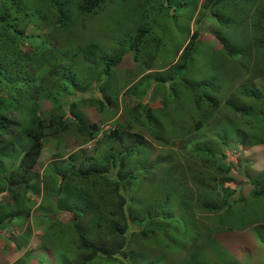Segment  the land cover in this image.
I'll return each instance as SVG.
<instances>
[{
  "label": "trees",
  "instance_id": "trees-1",
  "mask_svg": "<svg viewBox=\"0 0 264 264\" xmlns=\"http://www.w3.org/2000/svg\"><path fill=\"white\" fill-rule=\"evenodd\" d=\"M105 3L0 0V195L7 194L0 200V231L11 218H26L41 196L36 208L43 213H69L67 221L53 220L45 230L61 246L60 264L96 259L99 264H159V257L145 254L147 242L181 255L171 264H238L198 217L214 216L233 230L256 222L247 215L246 198L234 197L232 185L220 183L233 182L225 149L231 133L239 146L264 137V0H202L191 31L184 9L188 15L194 11L193 0L181 8L174 0H140L132 14L135 26L117 39L108 36L111 49L99 46L97 34L85 36L88 16ZM204 17L212 22L217 51L200 43L198 25ZM128 53L148 70L151 62L163 67L177 56L168 69L150 74L151 80L109 88L113 69ZM83 64L85 72H70ZM258 78L259 85L243 83ZM225 84L235 85L255 106L240 109L234 94L222 99ZM85 92L100 95L93 104L99 125L109 129L79 113L84 100L77 93ZM40 101L53 105L43 119ZM155 101L159 106L150 107ZM221 105L249 131L240 133L228 117L214 122ZM184 108L191 119L188 130ZM67 134L77 147L90 144V155L85 148L63 159L56 152L53 158L61 159L35 171L44 145ZM145 138L158 146L171 141L175 150L150 161ZM249 185L253 201L264 203V184ZM259 235L254 233L264 245ZM66 248L75 251L76 260ZM28 259L25 252L10 264H29Z\"/></svg>",
  "mask_w": 264,
  "mask_h": 264
},
{
  "label": "rangeland",
  "instance_id": "rangeland-1",
  "mask_svg": "<svg viewBox=\"0 0 264 264\" xmlns=\"http://www.w3.org/2000/svg\"><path fill=\"white\" fill-rule=\"evenodd\" d=\"M140 0H106L105 5L95 14L88 16L87 28L85 31L86 35L97 34V40L99 45L106 46V48L111 49L114 47L113 41L108 40V36H111L112 39H117L120 34H124V30L126 28H131L135 26V23L138 21L136 16L132 15L134 10ZM159 1V0H158ZM176 1L180 8L182 4L186 1L191 2L192 0H174ZM202 0H193V5L195 3L196 8L194 11L188 15V7L184 9L185 16H190V26L189 30L191 31L193 28L192 22L198 18L196 11L199 4ZM209 18H202L199 28V36L200 43L202 46H207L214 51L219 50V43L212 39L210 36L213 33L211 29L212 22L208 20ZM31 30H27L26 34H31ZM112 32V35L110 33ZM60 43V42H59ZM57 43V44H59ZM26 47V44L24 48ZM122 61L119 63V66L115 68L114 72V80L113 82L117 86H124L131 83L134 80L135 69L131 63L130 54L123 55ZM177 54L174 55V59ZM77 68L80 69L81 72H85V65H80L78 67L71 66L70 72L77 76L79 74ZM158 68L157 62L154 63L152 69ZM152 75L146 76L151 80ZM125 82L124 84H122ZM261 79H255L252 83L248 81V79L243 80V83L248 84H261ZM94 95L97 92H90ZM84 94H88L85 92ZM82 95V94H81ZM77 96H80L77 93ZM82 98H89L90 96H81ZM100 97V95H99ZM146 97L143 99V102H146ZM158 101L152 102L150 107H158ZM39 108L42 110L43 114L48 112L50 105L42 103ZM82 114L86 117L88 122L98 124L102 129H109L108 124H100L99 125V115L96 111L89 106L82 107ZM186 126V125H185ZM187 128V126H186ZM188 129V128H187ZM240 133L246 132V127L241 128ZM65 140L57 141L55 140L56 148H58L57 152H59L63 145L69 143V147L62 154L64 156L67 153L74 152L75 147L70 141V137L68 136ZM231 139L226 142V152L228 153L229 160V172L228 175L231 178V181L234 179V183H230L235 187V195L238 193L241 195H245L247 200V215L249 219L256 218V222L250 224L249 229H241V230H233L225 225H220L217 223L214 216L208 217L207 219L203 217H198L200 221L206 224L210 230L213 232V239L215 242L220 244L231 257H233L238 264H264V245H261L258 242L257 233H261L259 235L264 239V203L263 202H253L250 188L248 186L249 181L256 180L258 183H264V137L258 140H251L248 138L247 143L242 144V146L238 145V137L235 134H232ZM75 139V138H71ZM148 148L150 151L153 149H162V146H158L156 142H151L147 138H145ZM5 149L8 151L6 145H4ZM53 143H47L42 151V155L39 161V164L34 168L35 171H40L44 165L50 161L52 158V154L55 151L53 148ZM88 149V147H86ZM162 153V152H161ZM226 161L221 162L219 167L223 168L225 166ZM261 172L262 175L260 174ZM253 179V180H251ZM224 187L230 186L229 183L222 182ZM234 195V197H235ZM41 197V196H40ZM39 198H34V202L37 204L40 201ZM0 199H6V195L0 196ZM42 211L33 206L29 207V214L26 218L21 217H13L11 218L8 224H3L6 226L4 230L0 231V258H4L7 260V256H11L16 252L15 249L19 248V255L28 252L29 259L27 260L29 264H60L62 259L58 258V253L62 254L61 246L56 243V252L55 256L51 257L50 255V246H53L54 243L50 242H41L38 245V238L35 235H40L39 230L44 228L46 229L49 222L53 220H58L60 222H65V220L69 217L67 213L58 212L55 213L54 210L43 213ZM198 213V212H197ZM65 218V219H64ZM48 222V223H47ZM261 226V227H259ZM259 227V228H258ZM263 227V228H262ZM256 236H254V233ZM14 238L13 242L4 243L3 239ZM36 242H34L33 241ZM11 244V248H7V246ZM263 244V243H262ZM182 247V244L179 245ZM69 250L70 259L76 260L77 255L72 248H66ZM8 250V251H7ZM6 251L8 255H5ZM145 254L149 258L159 257V264H171L172 262H176L180 259L181 255H178L176 252L170 251H159L157 246L151 242H147L145 244ZM3 253V254H2ZM142 256L139 255V260H141ZM15 259V260H16ZM14 260V261H15ZM92 264H99V260L96 259Z\"/></svg>",
  "mask_w": 264,
  "mask_h": 264
},
{
  "label": "clouds",
  "instance_id": "clouds-1",
  "mask_svg": "<svg viewBox=\"0 0 264 264\" xmlns=\"http://www.w3.org/2000/svg\"><path fill=\"white\" fill-rule=\"evenodd\" d=\"M101 48H103V47H105L106 48V46L104 45V46H102V45H99ZM114 48V47H113ZM124 57V56H123ZM123 57H122V59H123ZM131 58V57H130ZM99 59H100V56H99ZM140 59H143L144 60V56L142 55L141 57H140ZM175 59H176V57H175ZM175 59H174V55L171 57V59L168 61V63H166L163 67H160V66H158V68H154V69H152V67L154 66V63L153 62H151V64H150V67H149V70L147 69V68H145L144 67V64L143 63H141V62H135V64L133 63V61L132 60H130L131 61V63H132V65H133V68L135 69V74L133 75V76H135L134 78V80H132L131 81V83H133L134 81H136V80H138L139 78H144V77H146V76H149L150 74H155V73H158V72H163V71H165L166 69H168L171 65H173L174 64V61H175ZM122 61V60H121ZM173 62V63H172ZM135 65H136V67H135ZM117 66H119V64L117 65ZM117 66L115 67V68H117ZM115 68L113 69V74H114V72H115ZM85 71H86V68H85ZM125 82H123L122 84H124ZM130 83V84H131ZM111 85L112 86H117L114 82L112 83V84H110V86H109V88H111ZM109 88H107V89H109ZM230 94H234V100H235V103H236V105L241 109V108H248V107H254L255 106V104H256V102H253L251 99H249V98H246V97H244L243 96V94L241 93V91L239 90V89H237L236 88V86L234 85H229V84H225V86H224V88H223V95H222V99L225 97V96H228V95H230ZM83 95H85V96H90L89 98H83V106L82 107H85V106H89V107H92L95 111H97V109H96V106H94V104H93V100H92V98H95V97H99V94H98V92H97V94L96 95H94L93 93H88V94H82V95H80L79 96V98H82L81 96H83ZM72 98H78V97H72ZM71 100V99H70ZM70 100H68V101H66V102H69ZM42 103H45V104H48V105H50V108H49V110H48V112H46V113H44L43 114V112H42V110L39 108V110H38V115L40 116V118L41 119H43V118H45V117H47V116H49L50 114H51V111H52V108H53V105L51 104V103H48V102H46V101H40V106H41V104ZM159 103V102H158ZM64 105L66 106V103H64ZM150 106V105H149ZM82 107H78V111H79V113L83 116V118L88 122V120L86 119V117L82 114V112H81V109H82ZM97 113V112H96ZM193 116V118L195 117L194 115H192ZM182 117H183V119L185 120V121H187L188 122V124L189 125H186L187 126V128L189 129V126H190V117H189V110H187L186 108H184V109H182ZM224 117H228V118H231V119H233L234 121H236L237 122V126H238V128L241 130V128H243V125H242V123L239 121V118H238V116L237 115H234L231 111H229V110H227V108L226 107H224L223 105H221V107H220V109H219V111H218V113L216 114V117H215V120H214V122H222L223 120H224ZM89 123H91V122H89ZM213 123V122H212ZM108 127H110V126H108ZM102 129V128H101ZM187 129V130H188ZM102 130H106V129H102ZM246 131H249V129H248V127H246ZM204 132H206L205 130H204ZM232 134H234L233 132L231 133V135ZM70 138V141H72V143H73V145H74V147H75V151L74 152H76V150H78L79 148H85L84 149V151L85 152H87V156L88 155H90V144H87L86 146H84V147H77V141H75L76 139H71V138H73L71 135H68ZM66 137H67V135L66 136H64L63 137V140H65L66 139ZM173 139H175V138H173ZM154 142V141H153ZM48 143H53V142H48ZM47 144V143H46ZM45 144V145H46ZM45 145H44V147H45ZM239 145V144H238ZM53 148H54V152H53V154H55L56 152H57V150H58V148H56V144L55 143H53ZM44 147H43V149H44ZM68 147H69V143L68 144H66V142H65V144L63 145V147H62V149L58 152V154H59V156H61V158L63 159V158H65L66 157V155H68V154H71V153H74V152H70V153H67V154H65L64 156H62V154L65 152V150H67L68 149ZM86 147H88V149H86ZM43 149H42V151H43ZM174 150H175V145H174V143L173 142H168L166 145H164V146H162V149H153L152 151H150V161H152L156 156H158V155H162V156H166V155H171L173 152H174ZM42 151H41V154H40V156H39V159H38V164H39V161H40V158H41V155H42ZM162 152V153H161ZM53 154H52V158H53ZM50 159L51 161H58L59 159H61V158H53V159ZM56 159V160H55ZM49 162V161H48ZM47 162V163H48ZM228 162V161H227ZM46 163V164H47ZM178 163V159L177 158H173L172 159V164L171 165H176ZM45 164V165H46ZM44 165V166H45ZM36 167V166H35ZM34 167V168H35ZM43 168V167H42ZM166 168V165L163 167V169H165ZM251 180H253V179H251ZM253 181H255V180H253ZM249 182H251V181H249ZM249 182H248V186H249V188H250V185H249ZM262 182V181H261ZM231 183H234V179H233V182H231ZM264 184V183H263ZM229 185H232V184H229ZM232 188H234V191H235V187L232 185ZM2 195H6V198H7V194H1L0 196H2ZM233 195H235V192H233ZM235 196H241V197H243V198H245V195L243 196V195H241V194H237V195H235ZM0 200H4V199H0ZM254 202V201H253ZM36 204H37V202H35L34 203V205H33V207H35L36 206ZM64 213H66V212H64ZM68 215H69V213H67ZM65 219V218H64ZM69 219V217L65 220V221H67ZM249 226H250V224H245L244 225V227H243V230H245V229H249ZM45 230L46 229H44V228H42V229H40L39 230V232H40V235H35V236H37V238H38V245H40L41 244V242H50V243H54V245L53 246H50V255H51V257H53V256H55V252H56V243L53 241V240H51L46 234H45ZM33 241H34V239H33ZM35 242V241H34ZM36 243V242H35ZM21 255H19L18 256V258L20 257ZM16 258H13L12 259V261L10 260L9 262H6L5 264H10V263H12L14 260H15Z\"/></svg>",
  "mask_w": 264,
  "mask_h": 264
},
{
  "label": "crops",
  "instance_id": "crops-1",
  "mask_svg": "<svg viewBox=\"0 0 264 264\" xmlns=\"http://www.w3.org/2000/svg\"><path fill=\"white\" fill-rule=\"evenodd\" d=\"M11 247H12V245H8V246H7L8 249L11 248ZM12 248H13V247H12ZM15 250H16V252L13 253L12 255H14V254H17V255H18V254H19L18 249H15ZM7 251H8V250H7ZM7 251H6V255H8V252H7ZM12 255H11V256H12ZM11 256H7V258H8L7 260H4V258H2V259H3V264H5L6 262H9Z\"/></svg>",
  "mask_w": 264,
  "mask_h": 264
}]
</instances>
